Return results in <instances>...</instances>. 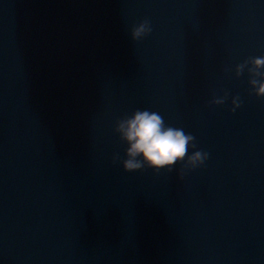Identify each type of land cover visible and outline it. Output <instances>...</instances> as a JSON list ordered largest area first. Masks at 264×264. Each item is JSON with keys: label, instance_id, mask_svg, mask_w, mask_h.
Returning <instances> with one entry per match:
<instances>
[{"label": "water", "instance_id": "95a60500", "mask_svg": "<svg viewBox=\"0 0 264 264\" xmlns=\"http://www.w3.org/2000/svg\"><path fill=\"white\" fill-rule=\"evenodd\" d=\"M259 56L264 0H0V264H264V97L235 75ZM137 109L205 164L113 163Z\"/></svg>", "mask_w": 264, "mask_h": 264}, {"label": "clouds", "instance_id": "9594fccd", "mask_svg": "<svg viewBox=\"0 0 264 264\" xmlns=\"http://www.w3.org/2000/svg\"><path fill=\"white\" fill-rule=\"evenodd\" d=\"M152 31L151 20L145 17L133 24L130 34L132 40L138 42L151 35ZM245 69L250 76V95L264 97V56L250 57L237 64L236 77L243 75ZM225 71L231 69L226 68ZM228 96L229 93L225 92L221 97H214L210 103L222 105ZM231 104L230 111L235 113L242 101L238 95L233 96ZM114 131L127 147L123 159L119 153L113 155V163L121 162L126 172L149 168L158 174L161 170L171 172L179 164L182 178L187 170L202 167L209 157L206 151L195 150L197 144L192 134L186 133L183 128L166 125L162 115L156 111L137 109L130 116L117 120ZM190 149L194 150L191 154Z\"/></svg>", "mask_w": 264, "mask_h": 264}]
</instances>
